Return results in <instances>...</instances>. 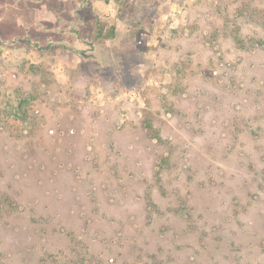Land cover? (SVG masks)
<instances>
[{
	"label": "rangeland",
	"instance_id": "374dc122",
	"mask_svg": "<svg viewBox=\"0 0 264 264\" xmlns=\"http://www.w3.org/2000/svg\"><path fill=\"white\" fill-rule=\"evenodd\" d=\"M29 1L0 0V264H264V0H34L67 45L16 36Z\"/></svg>",
	"mask_w": 264,
	"mask_h": 264
},
{
	"label": "crops",
	"instance_id": "0c3cea01",
	"mask_svg": "<svg viewBox=\"0 0 264 264\" xmlns=\"http://www.w3.org/2000/svg\"><path fill=\"white\" fill-rule=\"evenodd\" d=\"M35 1H38V0H35ZM35 1L34 0H30L29 1V3L31 4V7H33V9L37 12V16H36V18H34L33 20H26L25 18L23 19H20L18 22H17V25H18V27L19 28H21V33H23V34H19V35H16V36H18V37H23V38H28V39H31V40H34L33 38H36V39H38L39 38V40L41 41V42H43V45H45V44H49V43H53V44H61V45H67V44H65V43H61V42H57V43H55V42H47V41H44L43 40V38L41 37L43 34H42V31L40 30V27H39V25H40V22L42 21V20H44L45 18H47L48 16H47V8H36L35 7ZM101 4V5H100ZM93 6H95L96 8H98V13H97V15L96 16H98V15H100L102 12H104V11H106V7H107V5H105V4H103V3H101L100 1H98V2H96V3H94L93 4ZM102 6V7H101ZM14 18V17H13ZM9 19V22H7V23H15L14 21H13V19H11V18H8ZM15 20V19H14ZM17 21V20H16ZM32 24V26H33V28H34V30H35V27L36 28H39V30L37 31V30H35V32H36V34L35 35H32V37L29 35V30H26L25 32H24V26L25 27H27V26H30ZM96 26H97V20H96ZM33 28H32V31L34 32V30H33ZM11 29H12V27H11ZM74 29H76V28H74ZM13 30V29H12ZM96 30H97V27H96ZM96 30H95V33H96ZM13 31H15V30H13ZM41 32V33H40ZM15 34L17 33L16 31L14 32ZM95 33H94V35H93V38H94V36H95ZM28 34V35H27ZM102 41H109V40H102ZM101 41V42H102ZM92 42H93V39H92ZM100 43V42H99ZM98 44V43H97ZM69 46V45H68ZM73 48V47H72ZM74 49V48H73ZM75 50V49H74ZM77 51V50H76ZM79 52V51H78Z\"/></svg>",
	"mask_w": 264,
	"mask_h": 264
},
{
	"label": "trees",
	"instance_id": "16d2710c",
	"mask_svg": "<svg viewBox=\"0 0 264 264\" xmlns=\"http://www.w3.org/2000/svg\"><path fill=\"white\" fill-rule=\"evenodd\" d=\"M107 1H109V0H107ZM113 37V36H112ZM94 39L95 40H97V41H99V40H108V39H110L109 38V36L107 37V36H105L104 34H103V29H97L96 30V33H95V36H94Z\"/></svg>",
	"mask_w": 264,
	"mask_h": 264
}]
</instances>
